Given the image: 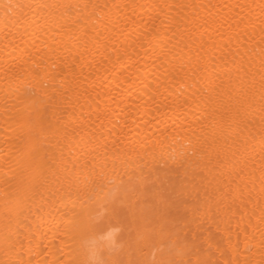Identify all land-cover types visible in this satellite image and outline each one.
<instances>
[{"label": "bare ground", "instance_id": "bare-ground-1", "mask_svg": "<svg viewBox=\"0 0 264 264\" xmlns=\"http://www.w3.org/2000/svg\"><path fill=\"white\" fill-rule=\"evenodd\" d=\"M0 264H264V0H0Z\"/></svg>", "mask_w": 264, "mask_h": 264}]
</instances>
